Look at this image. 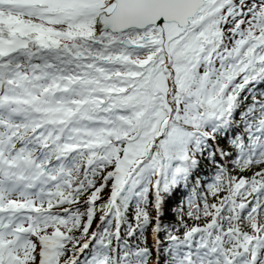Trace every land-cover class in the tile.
Listing matches in <instances>:
<instances>
[{
    "label": "snow or ice",
    "instance_id": "obj_1",
    "mask_svg": "<svg viewBox=\"0 0 264 264\" xmlns=\"http://www.w3.org/2000/svg\"><path fill=\"white\" fill-rule=\"evenodd\" d=\"M0 264H264V0H0Z\"/></svg>",
    "mask_w": 264,
    "mask_h": 264
},
{
    "label": "trees",
    "instance_id": "obj_2",
    "mask_svg": "<svg viewBox=\"0 0 264 264\" xmlns=\"http://www.w3.org/2000/svg\"><path fill=\"white\" fill-rule=\"evenodd\" d=\"M172 207H173V208L175 207V204H174V203L172 204ZM173 218H174V217H173V214H172V213H169L168 219L171 220V219H173ZM96 222H98V221H96ZM96 222H94V224H93V228L95 227V223H96Z\"/></svg>",
    "mask_w": 264,
    "mask_h": 264
}]
</instances>
